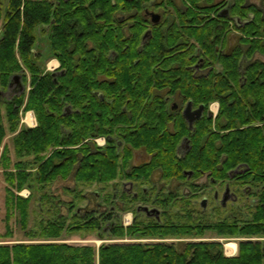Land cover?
<instances>
[{
    "label": "trees",
    "instance_id": "obj_1",
    "mask_svg": "<svg viewBox=\"0 0 264 264\" xmlns=\"http://www.w3.org/2000/svg\"><path fill=\"white\" fill-rule=\"evenodd\" d=\"M240 1L230 14L242 20L253 15V19L238 27L241 42L231 54L216 50L229 31L226 18L223 25L200 19L193 29L184 26L181 31L163 23L148 26L141 8L157 0H8L5 7L0 1V89H11L13 85H8L15 74L30 84L27 93L18 87L11 98L2 100L4 113L0 102V168L5 169L7 183L0 264H264L261 240L239 241L234 256L226 255L217 240H182L206 230L226 236H264V59L254 57L255 53L264 56V12ZM130 14L135 16L129 25ZM147 28L151 36L142 42ZM37 30L48 40L44 50H37ZM190 36L208 57L203 63L195 55L189 58L197 47L192 44L189 50ZM51 58L60 64L55 71L47 69ZM201 63L208 74L192 77L189 68ZM156 67L161 72L157 87L163 91L157 96ZM174 93L195 106L219 102L207 131L182 133L179 124L174 134L166 127L167 96ZM157 100L163 103L160 129L154 127ZM29 110L36 114L37 125L19 127L20 113ZM130 116L135 125L144 120L134 132L127 127ZM7 132L15 133L16 155L33 156L32 166L22 160L10 165L3 144ZM185 133L191 134V149L181 155L176 149ZM98 136L107 138L105 146L92 141ZM118 141L126 146L119 147ZM141 147L150 155L149 162L130 166L133 149ZM238 168L244 171L235 172ZM156 170L162 179H175L191 191L187 200H181V213L176 212L175 219L165 209L177 204V194L158 189L152 202L164 207L159 218L125 225L113 217V211L86 215L83 220L77 212L73 216L77 221L67 224L57 215L40 221L37 230H28L32 195L19 194L26 187L44 188L56 180H72L76 185L111 184L117 179L145 182ZM186 171H193L194 177L204 172L250 189L255 199L251 218L239 224L225 219L211 223L195 216L198 212L191 209V201L200 189L189 183ZM122 191L123 209H132L138 200H151L145 189ZM106 201L116 208L113 193ZM13 216H18L28 241L4 242L14 237ZM85 232H96L100 238L106 232L114 241L95 246L64 239L66 233ZM125 238L157 240L115 241Z\"/></svg>",
    "mask_w": 264,
    "mask_h": 264
},
{
    "label": "rangeland",
    "instance_id": "obj_2",
    "mask_svg": "<svg viewBox=\"0 0 264 264\" xmlns=\"http://www.w3.org/2000/svg\"><path fill=\"white\" fill-rule=\"evenodd\" d=\"M3 4V7L6 6L8 0H0ZM250 2H257L259 3V0H249ZM149 5H157V3H151ZM37 50H44L46 47H48V40L47 38L40 33L39 30H37ZM255 58L259 57L264 59V56L255 54ZM56 65V61H52L51 66ZM218 68V66H216ZM48 69V68H47ZM49 70V69H48ZM55 71L56 69H52ZM29 81V80H28ZM23 84V89H22ZM29 82H23L20 78V82H14L11 89H5L4 91L7 92L8 96H12L13 92H15L16 88L19 87L20 91L27 93L29 89ZM165 93V92H164ZM180 99V97H178ZM220 106L218 101H213L210 103V108L213 112H216L218 107ZM220 108V107H219ZM33 112V116L36 122V114L33 110H29ZM218 111V110H217ZM30 113V112H29ZM217 113V112H216ZM26 114L23 116L22 122H24V125H28V123L25 122V120L28 118L26 117ZM218 114V113H217ZM28 116V114H27ZM217 116V115H216ZM216 116L213 114V118L215 120ZM26 117V119H25ZM4 122V119H3ZM213 128H215V123H213ZM11 135V133H10ZM10 138H6L5 142L3 144H6L9 155L11 157L10 159V165L13 166V164L18 161L22 160L27 166H30L33 163V156H18L16 155V150L14 147L13 140ZM99 144L97 146L103 147L105 146L106 138L104 136L99 137ZM150 157L149 154L146 153V151L142 149H138L135 151V156L132 160V164H140L146 160H148ZM32 166V165H31ZM4 168H0V233L5 232V214H6V206H5V195H6V186L7 183L5 181V175H4ZM152 182L149 185H152L153 187H148L145 191L146 195H151L150 202L147 201H136L132 205V209H123L125 207V201L123 203V199L120 197L123 193L122 187H121V180L117 179L119 182L118 188H113L110 186V184H75L72 180H56L50 185L45 186L44 188H41L39 185H34L31 188H24L19 192L20 195L24 197H28L32 195V199L30 202L29 207V217H28V230H37L39 227V223L42 220H47L51 218L57 217V215H60L66 219L67 224L70 223L72 220H78V217H80V220H83L82 218L87 215L90 216L92 214H108L111 211H113V217H116V219H120L121 222H123L125 225L131 224L133 220L138 221H148L154 215H147L143 210H140L138 212L139 206H147L148 208H156L159 213L163 212L164 207L159 204H155L152 202V199L157 194V188L163 187L161 189L162 194H167L169 191L175 192L177 195V198L175 202L177 203L175 205H169L168 208L165 210L168 212V214H171V217L175 219L174 214L176 212H180L179 208L183 204L181 200L185 199L187 200V195L190 194L189 189L185 185H181L178 181L175 180H161L160 179V172L159 170L155 171L151 177ZM200 183L205 182V178L199 180ZM128 185V184H127ZM209 188L204 189V191L198 190L197 198L192 199L191 209L195 212H198L197 214H194L195 216L201 217L203 220H206L211 223H216L219 221H222L223 219L233 223L234 221H238V223H242L243 221L248 220L251 218V204L255 199L250 194V189L246 187H238L235 183L230 182L229 187V198L226 200V202L222 203V195L223 192L226 190L224 186L221 184H214L209 185ZM129 190V189H127ZM130 194L134 191H142V187L140 188H133L130 190ZM217 191L218 193V199H214L213 195ZM148 192V193H147ZM115 194L116 198H114L116 208L112 209V201L107 202L106 197H108L109 194ZM44 196V198L40 199L41 196ZM206 198V204L205 206L202 205L203 199ZM72 204V205H71ZM253 205V204H252ZM71 206V208H70ZM137 210V212H136ZM79 213L78 217L74 218L73 216L76 213ZM18 216H13L11 219V226L14 230V237L12 240L4 241L6 243H12L16 241H28L26 240L27 237L25 236V232L21 230L19 222L17 220ZM200 219L196 220V223L199 222ZM108 225L105 224V227ZM100 238L96 232H85V233H76V234H68L64 235V239L67 242L75 243V244H93L95 246H99L102 243H106L110 240L106 234ZM244 239H252V240H261L264 241V236H253V237H246V236H226V235H219L214 230H206L203 235H193L190 238L182 239V240H217L223 243L225 254L228 256H234L237 253L238 250V243L241 240ZM154 241L157 240L156 238H125V239H115V241ZM175 240V239H172ZM1 243V242H0ZM227 243H233L236 244V250L235 251H228L227 249Z\"/></svg>",
    "mask_w": 264,
    "mask_h": 264
},
{
    "label": "flooded vegetation",
    "instance_id": "obj_3",
    "mask_svg": "<svg viewBox=\"0 0 264 264\" xmlns=\"http://www.w3.org/2000/svg\"><path fill=\"white\" fill-rule=\"evenodd\" d=\"M237 3H241V1L240 0H214L211 3V2H207L206 0H202V1H198L197 4H192L191 2H187L186 0H157V5L143 6L141 8L140 14L142 17L145 18V20L148 21L146 23L148 26H151L153 24L157 25L159 23H163V25L167 27L169 25H172V27H175L178 31L179 30L181 31L184 26H189L190 29H193L194 27L197 26L196 23L200 19H204V21H209L212 19V22H217L218 24H222L221 22H224V18H226L227 22L230 25L229 31L224 33V36L222 37L223 40L221 41L220 45H216V50L218 54H231L235 50L236 46H239L241 42L242 33L241 31L238 30V27H240L244 23L249 22L250 20L253 19V15H251L250 18L245 19V20H242L239 16L231 15L230 13L232 9H234L237 6ZM243 5L244 6L252 5L253 7H255V9H258L264 12V0H259V3L250 2L249 0H243ZM152 12H156L159 15V20L157 23H154L152 21V15H151ZM183 15H186L185 23L181 22V18ZM133 16L135 15L130 14L126 16L129 18L127 21L129 25L131 23L130 18ZM150 36H151V28H147V30L143 33L142 42L146 41V39L149 38ZM189 43H191V45L189 46V50H192V44L197 45V47L194 49V54L192 53V55H190L189 58H192L195 55L197 59L203 63L208 57L202 55L201 53L202 50L199 47L200 45L199 42L196 41L193 36H190ZM202 63L201 65L197 64L189 68L191 70L193 69L191 73L192 77L200 78L208 74V71H207L208 69L201 67ZM158 65H159V61H157V66ZM160 73H161L160 69H157L156 67L155 75L157 76V79L155 82L156 84L153 88L154 94L156 96L161 95V93L163 92L160 89H158L159 87H157L160 82L158 79L160 77ZM178 97H180V99ZM167 100H168L166 102L167 113H168V118H170V120L167 121L166 127L172 130V133L174 134L178 132V129L176 126H178L179 124L182 125L180 127V130L182 133L188 130L192 131V133H194V131L195 133L196 132L201 133L199 132L201 128L204 131H207L208 130L207 121L210 118L214 120L213 118L214 113L211 110L210 105H206L205 103H200L199 105L195 106L192 100L184 101L183 97L179 93H174L172 95L167 96ZM141 104L143 105L144 103H141ZM153 104L155 107L154 111L157 115L155 119L154 127L155 128L157 127V129H160L161 128V115H162L161 106L163 105V103L157 100ZM123 110L126 111L128 114H131V111H132L130 109H125V108ZM218 111H219V107H218ZM185 112L189 114V117L185 116ZM217 113L215 114V116L217 115ZM178 115H181L183 119L178 118ZM198 115L199 117H197ZM128 120H129L128 123H131V125L128 124V126L127 125L126 126L129 127L130 132L136 131L138 127H140L144 121L140 119L138 121V124L135 125L133 123L132 116H130ZM190 135H187L186 133L183 135L176 149L178 154L184 155L187 151L191 149V136ZM99 137H102V136L94 137L92 139V141H94L96 145H97V142L95 141V139ZM104 138L106 137L104 136ZM106 143H107V138H106L105 144ZM124 145L126 146V143L124 141H118L119 147H124ZM138 149H142V147L133 149V158L135 156V151ZM143 149L145 150V148ZM149 159L140 164H132V161H131L130 166H139V165L145 164L149 162ZM237 171H244V170L243 169L240 170L238 168L235 170V172ZM186 174H187V179H189V183L195 186L196 188L200 189L201 191H204V189L209 188L210 184L211 185L221 184L222 186L225 187V189L230 187L231 181L229 180L226 181L225 179L217 180L213 177L210 178V176L204 172H202V174H200L197 177H194L193 171H186ZM152 175L149 177V180L145 182L143 180L120 179L122 181L121 182L122 190L130 194L131 192L130 190L133 188L142 187V189H145V190L148 187L152 188L153 186L149 185L152 182V179H151ZM203 178H205V182L200 183L199 180ZM160 179L162 181L165 180V179H162L161 173H160ZM171 180H175V179H170V181ZM236 185L238 186V184ZM110 186H112L113 188H118L119 182L117 180H114L111 182ZM162 188L163 187L161 186L157 188V190L162 189ZM187 188L189 189L188 186ZM224 194H225V191L223 192L222 200H223ZM213 197L214 199H218L217 191L214 193ZM114 198H116L115 194H114ZM205 201H206V198H205ZM145 207L147 206H139L137 209L139 211L143 210L149 216L154 215V217H157V218L160 217V213L158 212L156 208L147 207L148 209H145ZM112 209H114V206H112Z\"/></svg>",
    "mask_w": 264,
    "mask_h": 264
},
{
    "label": "crops",
    "instance_id": "obj_4",
    "mask_svg": "<svg viewBox=\"0 0 264 264\" xmlns=\"http://www.w3.org/2000/svg\"><path fill=\"white\" fill-rule=\"evenodd\" d=\"M0 36H1V32H0ZM52 61H57V64H56V66L55 65H53V66H51V63H52ZM59 61L56 59V58H51V59H49V61L47 62V68L49 69V70H52V69H57L58 67H59ZM5 98H11V96H8L7 95V92H5L4 90H1L0 89V102H1V106L3 107V113H4V106H3V102H2V100H4ZM29 112H31L32 114H33V112L32 111H27L26 113L28 114ZM21 114V120H20V125H19V127H22V126H25V127H34V126H36L37 125V121L35 122V119H34V123L33 124H30V123H28L27 122V120H25V122L26 123H28V125L26 126V125H24V122H22V118H23V116H24V114L25 113H20ZM27 114H26V117H27ZM26 117H25V119H26ZM4 124L6 125V126H8V123H7V119H6V117H4ZM14 134L15 133H11V135H10V132H7V135H6V137L4 138V142H5V139L6 138H10V137H12L11 139L13 140V136H14Z\"/></svg>",
    "mask_w": 264,
    "mask_h": 264
},
{
    "label": "water",
    "instance_id": "obj_5",
    "mask_svg": "<svg viewBox=\"0 0 264 264\" xmlns=\"http://www.w3.org/2000/svg\"><path fill=\"white\" fill-rule=\"evenodd\" d=\"M151 15H152V21H153L154 23H157L158 20H159V15H158L156 12H152ZM20 78H21L20 75L15 74V75L12 77V80L9 82V85H8V86L11 87L15 81H16V82H20ZM23 87H24V86H23V84H22V89H23ZM185 116H186V117H189V114H188L187 112H185ZM197 117H199V115H198ZM228 198H229V188H226V190H225V194H224V197H223V200H222V203L224 204ZM205 204H206V201H205V199H203V201H202V205L205 206ZM145 209H148V208L145 207ZM158 212H159V211H158Z\"/></svg>",
    "mask_w": 264,
    "mask_h": 264
},
{
    "label": "bare ground",
    "instance_id": "obj_6",
    "mask_svg": "<svg viewBox=\"0 0 264 264\" xmlns=\"http://www.w3.org/2000/svg\"><path fill=\"white\" fill-rule=\"evenodd\" d=\"M56 64H57V61H56ZM27 117H28L26 119L27 122L30 123V124H33L34 123V116H33V114L30 112V113H28V116ZM227 244H229V243H227ZM227 248H228L227 249L228 251H235L236 250V244L230 243L229 245H227Z\"/></svg>",
    "mask_w": 264,
    "mask_h": 264
},
{
    "label": "built area",
    "instance_id": "obj_7",
    "mask_svg": "<svg viewBox=\"0 0 264 264\" xmlns=\"http://www.w3.org/2000/svg\"><path fill=\"white\" fill-rule=\"evenodd\" d=\"M217 107H218V105H217ZM217 110H218V109H217ZM217 110H216V112H217ZM216 112H213L214 115L216 114ZM99 139H100V138H96V139H95V141L97 142V144H99Z\"/></svg>",
    "mask_w": 264,
    "mask_h": 264
}]
</instances>
